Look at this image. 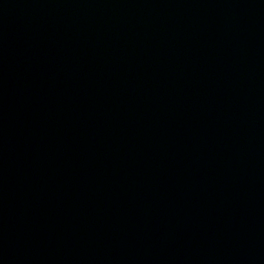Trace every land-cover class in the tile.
<instances>
[{"label": "water", "instance_id": "water-1", "mask_svg": "<svg viewBox=\"0 0 264 264\" xmlns=\"http://www.w3.org/2000/svg\"><path fill=\"white\" fill-rule=\"evenodd\" d=\"M0 261L264 264V0H0Z\"/></svg>", "mask_w": 264, "mask_h": 264}]
</instances>
